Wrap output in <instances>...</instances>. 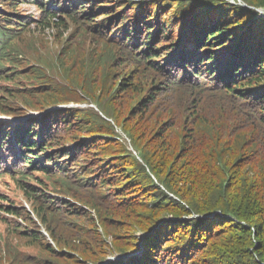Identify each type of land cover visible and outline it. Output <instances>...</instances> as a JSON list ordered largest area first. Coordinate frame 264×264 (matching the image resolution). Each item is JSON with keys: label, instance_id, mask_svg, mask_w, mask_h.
Instances as JSON below:
<instances>
[{"label": "trees", "instance_id": "trees-1", "mask_svg": "<svg viewBox=\"0 0 264 264\" xmlns=\"http://www.w3.org/2000/svg\"><path fill=\"white\" fill-rule=\"evenodd\" d=\"M22 3L35 4L42 18ZM260 9L264 0H0V96L10 92L30 105L33 96L23 90L39 85L33 91L49 107L86 97L100 111L60 108L43 120L0 126V165L11 161L0 177L13 174L33 206L0 196V224L46 258L66 254L51 224L61 212L90 213L69 208L65 197L73 196L96 213L107 207L99 216L114 228L128 219L108 235L107 254H137L106 264H264ZM66 19L84 25V74L70 88L43 68L21 74V41L32 27ZM64 49L58 67L68 80L79 64L65 63ZM12 107L0 104L4 112ZM36 174L54 184L53 197L29 185ZM94 219L64 224L98 231ZM74 257L70 264H81Z\"/></svg>", "mask_w": 264, "mask_h": 264}, {"label": "rangeland", "instance_id": "rangeland-1", "mask_svg": "<svg viewBox=\"0 0 264 264\" xmlns=\"http://www.w3.org/2000/svg\"><path fill=\"white\" fill-rule=\"evenodd\" d=\"M53 6L56 5L54 4ZM21 8L24 12H26V14H30L37 19L42 18L40 11L37 9L35 4L22 3ZM83 27L84 25L82 23H73L68 19L64 22L57 21L56 24H52L50 26L32 27L33 29L29 33V37L26 36L21 41L26 57V60H24L20 66L22 69L21 74L38 76L41 74L40 69L43 68V72L50 75L52 81L56 85L68 86V83L72 84L73 79L78 75L82 76L86 70L85 54L88 47L84 46L86 43L83 42ZM95 38H97L95 39L96 41H100L99 37L95 36ZM63 48L65 49L61 56L65 58V63L68 64L72 58H77L79 64L78 67H71V74L67 77L68 80L64 77L62 67L61 70H59L58 67L61 63L58 59V55L62 52ZM82 58H84L83 61H81ZM46 59L48 62H46ZM9 70H11V68ZM22 84L28 85V83ZM5 88V83L0 81V89L6 90ZM34 88H39V85L28 86L25 90H23L24 94L28 93L33 96L34 103L30 105H27L22 101L18 102V100L14 99L15 96L10 92H8L5 97L0 96V104L5 101L15 105V107L7 108L6 112L0 109V126L3 124L16 125L18 123H24L34 119L43 120L47 115H49V113L60 108H93L98 111V108L92 104L95 102L92 99H87L86 97H83V100H78L79 102L71 101V97H63L62 101L58 102L63 103L62 105L49 107L48 104H53V102H43L42 97L37 96L40 92L33 91L35 90ZM41 88L44 89V87ZM73 90L77 89L74 88ZM67 98L71 100L66 101ZM67 102L72 103L67 104ZM43 106L45 107L41 109L40 107ZM24 118H26V120H23ZM10 164L11 161L8 159L7 166L0 165V171L9 169ZM34 177H36L38 181L36 179H32L29 185L39 188L40 191H47L48 195L53 197L51 190L54 184H51L48 180H46V178L42 177V175L36 174ZM0 196L4 197L5 200L21 204L22 206L27 207V209L32 210L33 208L32 203L24 190L23 184L14 179L13 174H4L3 177H0ZM65 198L67 201H70L69 208H73L75 204H78L79 207L90 211L87 216H85L86 213H82L83 211H81L82 215H79L78 217L74 215L64 217L63 212H61L60 216L62 218L58 220V225L56 222L51 224L56 226L55 232L57 239L61 242L60 249L67 247L65 250H61V252L67 253L63 255L58 253L56 255H50V257L46 258V256L42 253V250H39L35 246L26 244L28 242L24 239H14L11 236L12 233L9 229L0 224V264H10L11 259L14 257L20 258V264H70L69 261L74 260V256H78L81 264H104L107 261H117L122 258L127 259L133 253L137 254L134 251H131L126 255L118 254V252H110L107 254V252L113 250L111 242L114 238L112 235H108L113 232H122V229L119 228L127 224V218H122L120 222H115L116 228H114L112 226L114 223L105 220L101 221V217L99 216L100 212H106L108 209L107 207H101L96 213V211L89 206L76 202V199L73 196ZM88 216H93L95 218L94 222H96L98 231H96L95 228L89 229L86 226L82 229H80V227L76 229V227L64 224L66 221L74 220H80L83 222L88 218ZM102 223L106 225V229L99 227ZM42 231L43 233H46L48 239H51L52 234L51 236L48 234L45 226H43ZM136 235L141 239L144 233L138 230ZM115 239L118 242H121V239L118 236H116ZM52 243L55 247L57 246L55 241ZM137 249L138 248H136V250ZM11 251H17L18 255L10 253ZM78 253H83L84 256ZM5 254L7 255V258H5Z\"/></svg>", "mask_w": 264, "mask_h": 264}]
</instances>
